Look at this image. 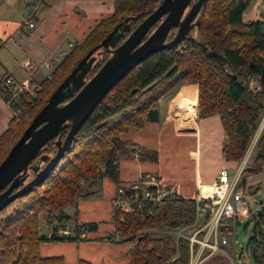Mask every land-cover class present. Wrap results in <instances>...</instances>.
Returning <instances> with one entry per match:
<instances>
[{
	"label": "trees",
	"instance_id": "obj_1",
	"mask_svg": "<svg viewBox=\"0 0 264 264\" xmlns=\"http://www.w3.org/2000/svg\"><path fill=\"white\" fill-rule=\"evenodd\" d=\"M159 1L113 0V12L100 18L53 66L50 76L39 82L40 89L22 93L12 101V116L0 134V160L75 63L113 25L129 16V27L119 39L122 41ZM250 2L204 0L197 13L198 28L191 36L172 48L151 53L109 89L44 180L0 209V264H71L59 254L41 255L39 244L46 240L86 239L80 235L85 232L82 228L95 229V222L75 221L69 233L58 232L70 216L65 206L92 193L91 186L99 183L103 176L116 183V190L129 182L119 179L120 153L137 152L139 159H156L155 151L144 149L123 135L142 129L148 122L158 121L161 97L173 92L182 81L197 84L199 118L214 113L219 115L225 135L223 158L238 161L243 157L264 113V18L243 20L242 13ZM108 55V49L98 50L86 78ZM253 75L260 76V89L254 92L247 86V79ZM0 94L5 98L1 91ZM16 109L19 112H15ZM67 130L65 127L61 131V139ZM56 147L54 140L48 141L30 163L45 155L47 160ZM251 153V161L245 162L238 176L242 184L245 172L262 169L264 125ZM32 176L29 170L27 180ZM84 184L90 189L82 191ZM112 207L114 229L106 238L117 237L114 242L128 245V264H188L189 239L184 235L175 237L170 231L179 229L189 234L185 228L195 220L193 196L170 195L154 205L150 213L144 214L138 209L120 212ZM257 211L252 213L254 234L248 237L245 247L255 264H264V207ZM120 215L124 216L122 221ZM40 216L49 225L47 234L39 233ZM192 247L196 248L197 244L193 243ZM73 264L93 263L78 258Z\"/></svg>",
	"mask_w": 264,
	"mask_h": 264
},
{
	"label": "crops",
	"instance_id": "obj_2",
	"mask_svg": "<svg viewBox=\"0 0 264 264\" xmlns=\"http://www.w3.org/2000/svg\"><path fill=\"white\" fill-rule=\"evenodd\" d=\"M112 12L113 0H0V71L11 75L16 81L27 78L39 84L100 18ZM28 21H33L34 26H28ZM26 61L31 63L30 67L25 66ZM187 84L195 87H184ZM192 90L196 103L197 84L180 82L174 94L169 92L161 97L158 121L148 122L142 129L130 130L123 135L144 149L155 151L156 159H139L137 152H122L119 159L120 180L130 181L141 172L154 171L163 183L174 185L179 194L192 197L198 185L215 179L220 167L228 162L222 155L225 135L217 113L196 117L195 120L181 114L186 112L183 105L189 103L187 94ZM179 95L185 98L178 104L175 100ZM12 113L0 94V134L7 128ZM184 119L187 122H182ZM194 144L199 145L200 149L194 148ZM201 145L204 147L203 155ZM213 160L214 164H211ZM184 166L188 169L184 170ZM91 190L92 193L80 196L73 202V213L77 216V222L96 223L93 232H85V237L92 235V239L101 242H41L39 253L62 255L63 260L71 264L78 258L90 260L93 264H128V245L111 244L114 238L105 240L114 229L111 209L116 183L103 176ZM97 242L102 247L94 255L95 258L81 254V249L85 251L89 244L96 246ZM104 249L112 250L118 257H104Z\"/></svg>",
	"mask_w": 264,
	"mask_h": 264
},
{
	"label": "water",
	"instance_id": "obj_3",
	"mask_svg": "<svg viewBox=\"0 0 264 264\" xmlns=\"http://www.w3.org/2000/svg\"><path fill=\"white\" fill-rule=\"evenodd\" d=\"M203 2L160 0L119 42L129 27V16L124 17L75 63L0 160V209L44 180L68 150L78 128L93 108L130 69L151 53L172 48L193 34L199 25L197 13ZM173 29L175 32L169 37ZM100 48L108 49L109 55L86 78ZM65 127H68L67 133L61 139ZM50 140L57 145L54 154L47 160L45 155L30 163ZM41 162H44L42 166ZM29 170L33 176L27 180Z\"/></svg>",
	"mask_w": 264,
	"mask_h": 264
},
{
	"label": "built area",
	"instance_id": "obj_4",
	"mask_svg": "<svg viewBox=\"0 0 264 264\" xmlns=\"http://www.w3.org/2000/svg\"><path fill=\"white\" fill-rule=\"evenodd\" d=\"M27 24L30 27L34 26L33 21H28ZM24 64L26 67L31 66L28 61ZM49 76L50 74L47 75V77ZM259 78V75H253L247 79V86L250 91L254 92L260 89ZM38 89H40L39 84L32 83L27 78L16 81L11 75L0 71V91L5 96L4 100L9 107L12 101L17 99L22 93L34 92ZM14 111L19 112V109ZM263 124L264 113L255 131V136H253L254 141ZM246 157L247 154L241 160L238 170L232 175L229 174L227 167L222 166L213 181L198 185L197 192L193 196L195 201V220L194 223L189 225L196 226L192 232L185 235L179 229L170 231L175 237L184 235L189 239L190 258L188 264L198 263L204 247L210 248L212 253L219 249L217 243L219 232L220 243L226 244L231 234L228 231L232 230L240 214L246 216L251 211V204L244 187L236 185ZM177 193L176 187L172 184L163 183L157 173L144 171L136 179L130 180L125 185L118 186L112 199V204L120 212L138 209L143 214L150 213L153 206L158 202ZM123 218V215L119 216L120 221ZM58 232L69 233V225L65 224ZM199 232H202L200 236L198 235ZM80 235L82 237L85 236V232H81ZM193 243L197 244L196 248L192 247ZM225 253L229 259L228 264H240L241 259L235 261L232 251Z\"/></svg>",
	"mask_w": 264,
	"mask_h": 264
},
{
	"label": "rangeland",
	"instance_id": "obj_5",
	"mask_svg": "<svg viewBox=\"0 0 264 264\" xmlns=\"http://www.w3.org/2000/svg\"><path fill=\"white\" fill-rule=\"evenodd\" d=\"M242 18H243V20H251V19H255V18H264V0H251V2L248 4V6L243 11ZM177 87H179V84L175 87V90L173 92H171L172 94L175 93ZM184 87H194V86L191 84H187V85H184ZM192 94L193 93H191L190 95L192 96ZM110 95H111V93L109 94V96ZM197 96H198V92H197ZM183 98H185V96L179 95L177 97V99L175 100V102L179 104V103H181V100ZM197 99L198 98L196 97V103H195L196 112L193 111L195 113L194 120L196 119V117H198ZM183 107H184V105H183ZM183 116H185V115H183ZM179 117H180V113H179ZM182 122H187V120L184 119ZM182 125H183V123H182ZM259 133H258V135H259ZM254 136H255V134H254ZM253 138L251 139V141H250V143L246 149V153H244V155L247 154V157L245 160V162L247 161L246 163L251 161L252 156H253V154L251 153L252 147L255 143ZM255 140H256V138H255ZM194 145H195L194 148L195 147L199 148V145L198 146H197V144H194ZM201 146H202L201 153L203 155L204 147H203V145H201ZM121 155L122 154L120 153V156ZM244 155L238 161L226 160L228 162H226V164L224 166L227 167L230 175H232L233 173H235L238 170V167L241 163V160L244 158ZM215 157H216V160H218L217 156H215ZM202 158H203V156H202ZM211 164H214V160L211 161ZM187 169H188V167L184 166V170H187ZM243 176H245V182L242 184L241 178H240L239 180H237L236 185H241L244 187L245 193H246L248 200L251 204V206H250L251 211L246 216H244V214H240L239 219L237 220V223L233 226L232 230L228 231V233H231V234H230V238L226 244L220 243V232H219L217 235V241H218L217 243H218L219 249L215 250L212 253V252H210V248L204 247L201 255L199 256V261L197 264H228L229 259L227 258V255L225 252H230V251H232V256H233V259L235 261L241 259L243 264H255L251 254H250V251L245 247V245H246L248 237L254 234V218H253L254 215H252V213H255L258 209L264 207V163L262 164V169L260 171H258V172H251V171L245 172L243 174ZM94 186H95V184L93 185V187ZM82 189H83L82 191H84V190H88L90 188H89V185L84 184L82 186ZM73 206H74L73 203H70V204L65 206V209L67 212L69 211L70 216L68 217V219L65 221L64 224L69 225L70 231L74 227V222L78 221L77 216L73 213V211H74ZM111 211H112V209H111ZM112 213H113V211H112ZM112 220H113V217H112ZM78 223H81V222H78ZM195 228H196V226H187L185 228L186 233L192 232ZM82 230L87 232V233L93 232V230H87L86 228H82ZM48 232H49V225H48L47 221L44 219V217L40 216L39 217V233L40 234H47ZM153 233L156 234L157 231L153 232ZM92 238H93L92 235H90L86 239H79V240H75V241H77V242H79V241H84V242L99 241V242H101V240L92 239ZM262 239L264 242V236L262 237ZM105 240L110 241L108 239H105ZM52 241H65V240H46V241H42V242H52ZM99 242H97L98 244H95L96 246H91V244H89V246H87L85 251L83 249H81V251H80L81 254H84L87 257H94L95 258L94 255L96 253H98L102 247V244H100ZM110 243L115 244V243H124V242L112 241ZM92 249H94V252L92 251ZM104 257H108V259L109 258L115 259L116 257H118V254H115L110 249H104ZM119 258H122V257H119ZM95 263H96V261H95Z\"/></svg>",
	"mask_w": 264,
	"mask_h": 264
},
{
	"label": "bare ground",
	"instance_id": "obj_6",
	"mask_svg": "<svg viewBox=\"0 0 264 264\" xmlns=\"http://www.w3.org/2000/svg\"><path fill=\"white\" fill-rule=\"evenodd\" d=\"M192 85V84H191ZM195 87V86H194ZM191 89V88H190ZM191 93H193L192 94V96L190 95ZM187 96L189 97V103H187V104H184V110L186 111L185 113L183 112H181V114L182 115H185L187 118H189V119H191V120H194V118H195V111H194V107H195V105H194V92H193V90L192 91H189L188 92V94H187ZM184 101V100H183ZM194 111V112H193ZM184 116V117H185Z\"/></svg>",
	"mask_w": 264,
	"mask_h": 264
},
{
	"label": "flooded vegetation",
	"instance_id": "obj_7",
	"mask_svg": "<svg viewBox=\"0 0 264 264\" xmlns=\"http://www.w3.org/2000/svg\"><path fill=\"white\" fill-rule=\"evenodd\" d=\"M175 32V29L171 30L169 37H171Z\"/></svg>",
	"mask_w": 264,
	"mask_h": 264
}]
</instances>
